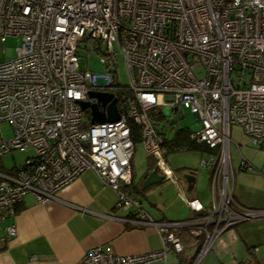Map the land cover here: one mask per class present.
Returning <instances> with one entry per match:
<instances>
[{
	"label": "built area",
	"instance_id": "2783aa9c",
	"mask_svg": "<svg viewBox=\"0 0 264 264\" xmlns=\"http://www.w3.org/2000/svg\"><path fill=\"white\" fill-rule=\"evenodd\" d=\"M8 37L20 42L15 56L0 62V122L13 132H0V158L27 146L33 154L20 166L0 170L1 222L16 213L27 193L49 202L85 170L114 190L117 206L128 210L111 218L154 228L162 245L136 255L94 246L79 264H167V252L183 249L176 234L183 228L203 236L190 263L198 264L225 229L264 219V208L235 200L229 167L231 125L264 147V0H0V41ZM80 48L98 54L101 71L80 68ZM118 57L126 82L118 78ZM195 66L203 68L201 77L193 73ZM89 91L111 93L118 119L91 123L89 108L80 104L98 103ZM183 107L199 124L189 129V139L216 150L200 159L212 169L210 203L205 208L188 198L191 211L206 212L159 219L123 189L131 182L135 151L129 121L139 126L146 155L173 178L160 126L165 115L181 116ZM240 165L249 167L245 159ZM4 231L13 235L14 225ZM240 264L253 263L246 258Z\"/></svg>",
	"mask_w": 264,
	"mask_h": 264
},
{
	"label": "crops",
	"instance_id": "0c3cea01",
	"mask_svg": "<svg viewBox=\"0 0 264 264\" xmlns=\"http://www.w3.org/2000/svg\"><path fill=\"white\" fill-rule=\"evenodd\" d=\"M202 155L209 158V154ZM205 168L208 171L207 189L211 190V169ZM192 175L194 182L191 192H184L187 197L197 198L208 206L211 191L204 193L195 190L193 193L197 179L195 173ZM258 176L262 177L264 173ZM144 192L140 194L136 190L129 195L138 199L153 217L172 219L151 212L148 207L151 204L141 199ZM232 193L242 205L264 208V182L237 179L233 172ZM117 200L116 192L102 186L90 170L80 173L49 202H38L27 193L18 205L19 210L13 216L5 214L4 221H0V236H4V241L0 243V264H79L83 254L94 246L115 255H136L159 249L161 238L154 228L111 218L110 214L127 216L128 210L118 207ZM10 224L15 228L13 235L4 231V226ZM249 247L256 248L253 255L249 254ZM193 251L190 249L181 255L169 251L166 262L186 264ZM181 257L184 260L180 261ZM246 258L264 264V219L246 220L225 229L199 264H235ZM147 264L165 262L156 260Z\"/></svg>",
	"mask_w": 264,
	"mask_h": 264
},
{
	"label": "rangeland",
	"instance_id": "374dc122",
	"mask_svg": "<svg viewBox=\"0 0 264 264\" xmlns=\"http://www.w3.org/2000/svg\"><path fill=\"white\" fill-rule=\"evenodd\" d=\"M19 42L20 39L18 37H8L4 42L0 41V62L15 56V48L19 45ZM78 54L80 68L88 67L94 71L102 70L97 53L86 52L83 48H80ZM192 71L197 77H201L204 73L203 68L200 66H195ZM117 73L119 80L126 82L124 66L120 57H118ZM83 116L86 119L85 113H83ZM161 126L166 136L170 138L178 128L186 127L194 130L199 127V124L194 115L183 107L181 116L177 113L165 115ZM0 132L4 137H11L13 133L10 124L5 121L0 122ZM31 154H33V150L27 146L25 149H15L2 155L0 158V170L11 169L14 165L20 166L25 158ZM201 158L206 159L207 156L193 150L183 149L168 153L166 163L173 171L174 177L169 178L166 176L161 182L148 186L145 189L144 196L141 198L142 201L151 204V206H148L151 212L159 216L165 215L166 218L172 219H184L189 216L191 210L186 204V199L189 198L186 193L191 191L186 190L185 183L187 182L184 175L191 170L196 174L197 180L195 188L192 189L193 193L195 190H202L204 193L210 192L206 185L208 171L201 166ZM132 159L133 177L134 181L137 182L146 169L148 162V156L140 142L135 145ZM229 159L230 170H233L237 179L243 178L255 183L264 182V176H258L260 173H264V167H261L264 164V147L248 142L247 136L242 129L234 124L230 127ZM242 159L248 162L249 168L242 169L239 167ZM209 195H211V192Z\"/></svg>",
	"mask_w": 264,
	"mask_h": 264
},
{
	"label": "trees",
	"instance_id": "16d2710c",
	"mask_svg": "<svg viewBox=\"0 0 264 264\" xmlns=\"http://www.w3.org/2000/svg\"><path fill=\"white\" fill-rule=\"evenodd\" d=\"M88 124V122H85L83 126H86ZM130 127H131V135H132V141L135 145L140 142V131H139V126L136 125L134 122L129 121ZM161 132H164L163 127L160 126ZM188 132H189V128L183 127V128H178L175 130V132L173 133V135L170 138H166L164 140V146H165V152L163 153V157L166 161L167 155L170 152H175L177 150H193V151H197L200 154H209L208 157L212 158V154H215L216 150H211L206 144L202 143V142H197V141H193L191 139H189L188 137ZM15 166V165H14ZM13 166V167H14ZM155 166V162L153 160V158H151L150 156H148V162H147V166L146 169L144 170V172L141 175V178L139 179V181L134 182L133 181V169H132V175H131V182L129 185L127 186H123L124 190H127V194L133 192V191H138L140 192V194H143L142 192L145 191L144 187H141L142 183H143V179L144 177L147 175V173ZM131 168H132V160H131ZM240 168H243L240 165ZM211 169V168H210ZM175 172V171H174ZM212 173V169L210 171ZM188 174H192L194 173V171H188ZM186 173V174H187ZM211 173H210V177H211ZM174 175V173H173ZM187 184V183H186ZM140 185V186H139ZM142 191V192H141ZM189 198H194V197H189ZM188 199V198H187ZM204 205V204H203ZM205 206V205H204ZM208 206H205V208ZM20 206H17V208L15 209V212H17L19 210ZM206 212V210H203L201 212H193L191 211V215H200V214H204ZM188 216V217H190ZM187 217V218H188ZM159 219H165V218H159ZM183 245V249L182 251L178 252V255H181V253H185L186 251L193 249V253L190 254V257H188V260L186 262V264H190L192 262V260L195 257V254L197 253L198 249L201 246L202 243V239L203 236L199 235V236H193L189 233L188 229L183 228L177 231L176 233ZM249 254L253 255V252H251V247L248 248ZM184 260V258L181 257L182 261ZM250 260L252 261L253 264H262L259 263L253 259L250 258ZM241 261V260H240ZM240 261H238L236 264H240ZM199 264V263H198Z\"/></svg>",
	"mask_w": 264,
	"mask_h": 264
},
{
	"label": "water",
	"instance_id": "95a60500",
	"mask_svg": "<svg viewBox=\"0 0 264 264\" xmlns=\"http://www.w3.org/2000/svg\"><path fill=\"white\" fill-rule=\"evenodd\" d=\"M90 96H95L98 103L105 108V111L99 109L98 103H89L88 101H80L81 108L90 110L91 123L115 121L118 119L119 114L116 107V99L108 92H94L89 91ZM187 182V189L190 190L193 186L194 175H184ZM164 179V175L159 173L157 166H154L144 177L142 187L146 188L152 184L159 183Z\"/></svg>",
	"mask_w": 264,
	"mask_h": 264
},
{
	"label": "clouds",
	"instance_id": "9594fccd",
	"mask_svg": "<svg viewBox=\"0 0 264 264\" xmlns=\"http://www.w3.org/2000/svg\"><path fill=\"white\" fill-rule=\"evenodd\" d=\"M166 162V161H165ZM167 164V163H166ZM155 166H157L156 164H155ZM168 166V165H167ZM169 167V166H168ZM158 168V167H157ZM170 169V168H169ZM171 170V169H170ZM158 171H159V173H161V174H163V172H161V170L158 168ZM171 172L173 173V171L171 170ZM164 175V174H163ZM164 177H166L165 175H164ZM173 177H174V175H173Z\"/></svg>",
	"mask_w": 264,
	"mask_h": 264
}]
</instances>
